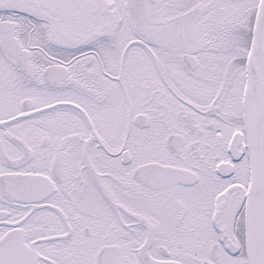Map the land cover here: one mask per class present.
Wrapping results in <instances>:
<instances>
[{"label": "snow or ice", "instance_id": "6c2138e0", "mask_svg": "<svg viewBox=\"0 0 264 264\" xmlns=\"http://www.w3.org/2000/svg\"><path fill=\"white\" fill-rule=\"evenodd\" d=\"M0 264H264V0H0Z\"/></svg>", "mask_w": 264, "mask_h": 264}]
</instances>
